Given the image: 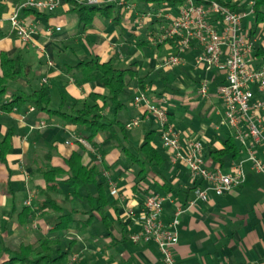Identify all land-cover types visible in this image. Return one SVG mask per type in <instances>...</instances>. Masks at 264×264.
I'll return each instance as SVG.
<instances>
[{"label":"crops","instance_id":"crops-1","mask_svg":"<svg viewBox=\"0 0 264 264\" xmlns=\"http://www.w3.org/2000/svg\"><path fill=\"white\" fill-rule=\"evenodd\" d=\"M251 2L254 3V0H235L238 6L236 11L248 12L253 8ZM130 3L136 4L135 1ZM159 6H163L162 2H159ZM171 11L176 13V7H171ZM74 14L64 0L51 12L20 13L19 15L36 29L27 44L16 36L5 16L0 21V29L4 33L0 38V53L4 52L9 56L21 53L24 60L31 65L30 71L33 68V54L36 52L38 59L43 55L37 49L38 46L44 51L52 47V56L56 60L59 53L65 52L70 46V38L74 35L72 31L65 35L57 33L69 26H75ZM122 16L125 20V32L135 36L138 34L137 37L141 38L133 28L130 14L123 10ZM105 20H97L95 17L92 26L85 29L80 36V41L90 43L88 52L99 56L101 61L117 57L120 62L123 56L118 47L124 46L126 39L121 41L123 31L120 32L111 20ZM56 26L60 27L59 32L55 31ZM152 26L154 31L157 28L159 31L162 22H155ZM242 27L252 46L250 58L256 66L263 65L264 56H257L255 50L264 51V20L256 21L254 12L253 15L242 18ZM153 48L168 52L167 46ZM199 52L198 46H191L185 52V63L178 66L179 69H188L186 75L182 74L183 78L189 80L193 76L189 69L193 71L194 58ZM139 55L141 56V52H135L126 64L139 58ZM68 64L58 66L52 61V64L48 65L43 61L40 78H30L29 71L26 78H21L18 82H8L9 91L3 96V100L10 101L13 94H27L42 84H45L49 91L57 86L59 97L61 91L75 99H83L89 92H104L96 83L77 86L64 70ZM212 69L214 72L210 78V93L208 94L207 90V96L204 98L199 94H190L189 90H186L184 95L178 94L173 102L168 103V119L175 130L202 140L203 157L210 169L218 167L228 173L234 163L245 160L246 152L240 147L242 152L238 159L226 160L222 167L212 163L209 157L210 150L222 146V139L227 132L222 130L226 125L222 121V106L216 95V88L225 76L223 71ZM149 96L155 97L152 94ZM199 97L201 99L198 100ZM134 110L133 115L124 117L123 121L127 123L139 118V125L131 131L141 141L144 132L153 128V123L144 107H136ZM41 122L45 123L44 127H39ZM146 125L148 127L142 130ZM8 130L13 133L12 149L5 156L6 163L0 161V240H18L17 244L12 245L14 247L20 242L33 243L38 234L52 230L54 217L52 214L43 216V211L38 209L43 201L40 189L45 188L43 179L38 174L41 169L38 166L42 153L51 152L50 164L65 169L64 158L76 148L74 142L79 140L80 136L75 126L64 123L56 115L40 114L31 105H21L8 112L0 110V140ZM100 140L99 136L95 138L97 143ZM153 140L154 145L168 158L167 168L161 172V177L147 178L143 184L149 191L165 198L162 219L168 224L174 217L177 205L184 207L179 201L194 200L195 190L204 188L206 183L192 179L183 164L173 163L170 152L161 146L159 136L154 134ZM84 144L86 152L82 156V163H99L102 159L99 154L86 142ZM255 151L264 161V144L258 145ZM118 156L117 150L110 149L103 157L107 164H112V168L107 172L117 188V194L109 193L110 200L115 201L113 207L107 209L109 224L106 227L100 221L99 215L95 214L91 225L81 233L75 234L71 254H77L76 264H164L154 242L130 240V235L139 228L136 217L141 210L147 189H144L143 185L133 189L136 181L134 172L121 165L115 166ZM243 168L245 180L242 184L221 195L209 192L206 201L196 199L191 208L179 215L176 225L178 241L173 248L177 264H264V176L252 170L247 161L243 162ZM23 206L30 208L28 221L18 213ZM4 257L3 254L1 258Z\"/></svg>","mask_w":264,"mask_h":264},{"label":"trees","instance_id":"trees-1","mask_svg":"<svg viewBox=\"0 0 264 264\" xmlns=\"http://www.w3.org/2000/svg\"><path fill=\"white\" fill-rule=\"evenodd\" d=\"M21 1L0 0V21ZM64 1L69 5L70 11L77 15L83 30L92 26V21L96 15L111 20L114 26H117L124 19L122 16L123 8L119 0H103L99 3H90L88 0ZM161 1L137 0L134 11L138 13L154 12L160 7L159 2ZM164 1L168 5L171 2L169 6L172 8L177 7L180 3L178 0ZM209 1H214L231 10L238 8L235 0ZM252 7L256 21H263L264 0H254ZM144 8H148V10H144ZM114 10L115 13L113 14ZM22 12L37 11L25 9L20 13ZM155 22L159 24L161 20L154 19L144 25L133 26L141 37L137 46L139 48L143 45L156 46L157 48L167 46V55L175 52V43L171 40L156 45H152L147 40L149 34L155 37L158 34L153 30L152 25ZM147 31L150 33L148 34ZM2 36L4 33L0 29V38ZM255 52L257 56H264V51L260 49H256ZM167 55L161 56L159 59ZM143 66V62L138 60L121 66L117 57H110L101 61L99 56L93 54L87 58L79 59L74 64H68L64 70L73 78L77 86L85 83H96L104 89V92H89L85 98L75 99L61 91L58 108L52 109L50 107L51 94L45 84L32 89L27 94H13L10 101L3 100V96L9 91L8 82H18L21 78H26L31 65L24 60L21 53L14 56H9L4 52L0 53V110L8 112L21 105H31L40 114L45 116L56 115L64 123L75 126L80 139L93 147L102 158L99 163L83 164L81 160L86 152V146L79 140H75L76 148L64 158L65 169L50 164L51 152L42 153V159L38 166L41 169L38 174L43 179L45 188L40 189L43 201L38 209L43 211V216L52 214L54 217L53 228L48 233L38 234L33 243L20 242L14 247L0 245V264H67L73 255L71 251L75 243V234L81 233L82 230L89 227L95 214L99 215L100 221L106 227L108 226L107 209L113 207L115 201L109 198V186L104 176V171L112 168V164H107L103 157L110 149L119 152L115 164L119 163L124 168L133 170L136 180L133 186L134 190L136 186H144L143 182L147 178L161 177V172L167 168L168 158L154 145L153 139L156 130L147 129L140 141L131 130L125 128V121L117 118L118 111L123 108L122 97L129 94L128 88L132 81L136 82L140 92H144L150 83L148 77L156 74L162 89L169 86L166 72L158 71V68L153 67L147 68L148 70L143 73ZM164 69L170 70L171 68ZM223 82L224 80L221 83ZM177 91L176 87L172 88L174 100L178 95ZM163 93L164 91L154 92L155 96L161 97H163ZM171 102L173 100L168 99V103ZM12 134L11 130H8L0 140L1 162L6 163L5 156L12 149ZM97 136L101 139L99 143L95 141ZM221 143L220 148L209 151V157L212 163L222 167L226 160L236 161L242 150L232 133H226ZM144 189L147 188L144 186ZM145 191H147L146 194L151 192L148 189ZM187 202L188 200L179 201V204L185 207ZM18 213L22 215L25 221H28L29 206H23ZM69 236L73 237L68 238ZM3 254L5 257L1 258Z\"/></svg>","mask_w":264,"mask_h":264},{"label":"built area","instance_id":"built-area-1","mask_svg":"<svg viewBox=\"0 0 264 264\" xmlns=\"http://www.w3.org/2000/svg\"><path fill=\"white\" fill-rule=\"evenodd\" d=\"M61 1L22 0L10 11L7 20L16 36L27 44L36 29L19 15L20 12L25 9L51 12ZM88 1L99 3L103 0ZM178 1L180 3L176 7V13L171 11L164 0L161 1L163 6L156 11L143 13L135 12V4L129 1L119 0V3L124 12L130 14L129 18L134 25L141 26L154 19L163 23L156 37L151 34L147 36V40L153 45L167 40L175 43L176 51L160 59L162 68L183 65L185 52L191 46H198L200 52L194 58V68H215L224 72V82L216 88V95L222 106V121L232 130L234 139L245 150L246 158L234 163L228 173L219 168L210 169L203 157L202 140L184 135L169 122L167 98L160 97L156 100L147 95L146 91L134 95L132 104L144 107L157 123L161 146L170 152L171 161L183 164L192 179L206 183L204 188L195 190V199L188 201L185 207L177 205L174 217L168 224L162 219L165 198L155 192L146 194L136 217L139 228L130 235V240L154 242L164 264H177L173 248L178 241V218L183 211L193 206L196 199L206 201L209 192L221 195L242 184L245 180L244 161L250 164L252 170L264 176V161L255 151L258 145L264 144V64L256 66L250 58L252 46L242 27V18L253 15L254 10L251 8L248 12H239L209 0ZM59 30L60 27L56 26L55 31ZM37 49L48 57L42 47L38 46ZM46 62L48 65L52 64L48 58ZM207 83L205 79L198 92L203 98L207 96ZM138 125L139 120L132 119L125 124V128L131 129ZM44 126L43 122L39 125ZM79 141L84 143L81 139ZM104 176L109 193L117 194V188L107 171H104ZM77 257V254H73L67 264H76Z\"/></svg>","mask_w":264,"mask_h":264},{"label":"rangeland","instance_id":"rangeland-1","mask_svg":"<svg viewBox=\"0 0 264 264\" xmlns=\"http://www.w3.org/2000/svg\"><path fill=\"white\" fill-rule=\"evenodd\" d=\"M133 1H137V0H130V2ZM147 7V6H146ZM144 10H148V8H144ZM175 11V10H174ZM115 13V10L113 11V14ZM76 17V22H75V26L71 27H67V29H63L61 32L57 33L58 35H65V34H70V32L72 31L74 34L72 36V38H70V46L65 50V52H60L58 58L55 60L53 59L52 56V52L53 49L52 47H49L47 49H45L44 53L48 56L46 57L45 55H42L41 59L37 58V54H33L32 56V62H33V68L30 71V74L28 75L30 78L32 76H35L37 79L40 78V69L42 68V64L43 61L46 62V59H52V61H54L55 64H57L58 66H61L65 63H69V64H74L76 63L79 59H81L82 57H89L91 54L88 52L90 43H83L82 41H80V36L83 34L84 30L82 28V25L79 24V19L77 17L76 14H74ZM8 17V15L6 16ZM96 19L97 20H105L101 15H96ZM106 22V20H105ZM163 24V23H162ZM125 20L123 19L118 25L117 28L119 29V31H123V36H120L121 41H124L126 39V43L124 44V46H120L118 47L119 52L122 53L123 58L120 60V65L124 66L127 65L126 61L129 60V58H131V56L139 51L141 52V56L139 58L136 59V61H142L143 62V70L142 72L145 73L146 70H148L147 68H153V67H158V71H163L167 73V77L169 80V86L162 89L160 82H159V78L156 74L154 75H150L148 77V81L150 82L147 86H146V93H148L149 95H154V92H158V91H164L163 93V97L170 99V100H174L172 97V88L176 87L178 89L177 93L179 95H184L186 92V90L191 91L190 94L192 95H197L199 90L201 89V83L207 79L208 81V94L210 93L209 90L212 88V83L210 81V78L212 76V73L214 72V69L211 70H202V69H194L193 71L192 69H189V73H193V76L186 79L183 78L184 76H182V74L184 73L185 75L188 72V69L186 68H180L179 67H173L170 70H165L164 68H162L160 66V61L158 62V59L161 56L167 55L168 52H166L164 49H159L158 51L156 49H154L153 47L150 46H142L141 48H139L137 46L138 44V37L135 35H130L128 33L125 32ZM156 28V27H155ZM154 30V29H153ZM158 28L154 31L157 32ZM148 34L150 33V31H147ZM158 33V32H157ZM152 44V43H151ZM153 45V44H152ZM162 48V47H161ZM206 71V72H204ZM168 85V84H167ZM129 94L122 97V102H123V108L121 110L118 111L117 113V118L118 119H124V117H129L133 115V112L135 111L134 109L136 108L133 104H132V99L134 97V95L138 94L140 92V90L137 88L136 82L132 81L129 85ZM148 91V92H147ZM51 94V102H50V107L55 109L58 108V104L60 103V97L58 94V87L55 86V88H53L50 91ZM161 96H155L153 97L154 99L158 100ZM201 99L200 97L198 98V100ZM112 112V111H111ZM113 114V112H112ZM148 116H150L148 114ZM139 119V118H138ZM151 122L153 123V128H156L154 130L156 136L160 135L158 133V128H157V123L155 122V120L151 117ZM141 122V121H140ZM148 127V125L142 127V130ZM227 128V129H226ZM128 129V130H132ZM227 130L226 133H232V130L228 127L225 126L222 128V130ZM224 135V133H223ZM225 136V135H224ZM157 139V137H156ZM236 141V140H235ZM161 142V141H160ZM237 142V141H236ZM237 144H239L237 142ZM240 146V145H239ZM241 147V146H240ZM168 162V161H167ZM116 165H120L119 163L115 164ZM135 169V167H133ZM18 240H14L11 239L10 240H0V245H8V246H12L13 244H17Z\"/></svg>","mask_w":264,"mask_h":264}]
</instances>
